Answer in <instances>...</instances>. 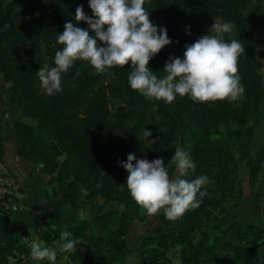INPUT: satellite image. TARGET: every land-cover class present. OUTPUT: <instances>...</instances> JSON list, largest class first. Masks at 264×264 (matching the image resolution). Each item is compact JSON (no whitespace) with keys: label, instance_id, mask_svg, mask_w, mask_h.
I'll list each match as a JSON object with an SVG mask.
<instances>
[{"label":"trees","instance_id":"trees-1","mask_svg":"<svg viewBox=\"0 0 264 264\" xmlns=\"http://www.w3.org/2000/svg\"><path fill=\"white\" fill-rule=\"evenodd\" d=\"M78 4L92 15L87 0H0V73L9 83L6 105L36 121V125L13 123L15 153L43 164L50 176L48 183L56 187L53 196L62 204L74 207L101 196L105 201L125 205L136 215L139 204L126 186L119 185L125 182L127 171L118 164V158L126 160L127 154L134 152L149 160L163 157L168 164L184 129H190V152L196 167L189 179L207 174L210 182L202 186L207 194L198 207L189 208L176 219L161 214L153 233L141 239L137 256L138 264H171L167 252L179 248L181 264H199L206 229L219 214L227 213L225 202L234 190L233 175L238 169L234 143L250 136L252 129L245 126L247 118L264 103V81L256 57L261 42L257 23L264 16V0H145L150 19L166 25L171 37V42L149 61L158 76L164 75L162 69L171 51L182 56L185 44L206 33L214 17L234 23L225 39L236 38L245 49L237 60L244 87V100L237 105L228 98L196 101L188 95H177L170 103L146 98L128 84L130 62L96 72L81 59L62 74L61 91L45 94L37 76L41 61L26 59L42 47L52 65L56 49L62 47L56 40L57 32L63 31L65 21L71 19L80 27H88L85 21L74 19ZM186 25L191 26L190 34L185 31ZM109 106L114 113H110ZM83 110L79 117L77 111ZM145 127L151 130L149 138ZM3 157L0 135L1 162ZM83 188L88 189L86 195H82ZM128 217L123 213L117 218L116 231L93 234L86 221L63 220L61 210L52 207L41 214L40 227L36 224L34 228L43 242L50 243L58 241L62 225L67 222L66 230L81 239L68 253L66 264H118L129 252ZM240 233L242 240L264 239V230L253 224L243 225ZM4 241L0 243V264L13 249L29 254L18 239L9 237ZM233 254L243 264H251L255 257L248 246L234 247Z\"/></svg>","mask_w":264,"mask_h":264},{"label":"clouds","instance_id":"clouds-1","mask_svg":"<svg viewBox=\"0 0 264 264\" xmlns=\"http://www.w3.org/2000/svg\"><path fill=\"white\" fill-rule=\"evenodd\" d=\"M92 15L78 4L74 19L85 21L88 27H80L73 20H66L56 40L57 48L52 65L37 69L40 87L47 95L62 90V74L77 59L86 60L96 72H104L112 66L129 64L128 84L146 98L172 102L177 95H188L196 101L228 98L235 100L243 93L237 60L244 45L236 38L225 39L235 27L230 20L214 17L209 30L191 43H186L182 56L170 54L163 66L164 75L158 76L149 61L171 42L166 25L150 19L145 0H87ZM190 25L185 31L190 34ZM102 42V43H98ZM149 138L151 130L144 129ZM151 141V140H150ZM152 142V141H151ZM172 165L165 164L163 157L149 160L137 157L134 152L118 164L127 171L125 182L131 197L148 213L163 212L166 218L176 219L189 208H196L207 194L202 187L210 182L207 174L196 175L195 161L190 149L178 146L171 157ZM170 167L171 177H170ZM88 189L81 190L86 195ZM70 230L59 233L60 250L72 251L80 243ZM30 255L36 260L56 264L57 248L38 239L30 242Z\"/></svg>","mask_w":264,"mask_h":264},{"label":"rangeland","instance_id":"rangeland-1","mask_svg":"<svg viewBox=\"0 0 264 264\" xmlns=\"http://www.w3.org/2000/svg\"><path fill=\"white\" fill-rule=\"evenodd\" d=\"M257 31L261 42L259 43L256 57L260 63V74L264 81V16L259 18ZM171 52L172 55L179 56L178 51L172 50ZM32 59H39L42 66L50 65L46 51L42 47L36 54L26 60ZM77 83H80V81H77ZM8 87L9 83L3 80L0 73V135L5 143L6 150V162L3 157L2 163L13 176V179L21 186L26 197L24 207L16 214L25 213L27 216L20 223L12 219V216L2 218L6 224H1L3 221H0V243L6 237V239L9 237L12 240L18 239L20 245L29 249V254L25 255L20 250L13 249L5 257V263H2L53 264L47 259L36 260L32 258L30 255V242L33 239L42 241L39 238L38 229L34 228V225L40 223L41 214L47 209L58 207L62 212L63 220L86 221L93 234H107L116 231L117 218L123 213H128L126 242L129 252L118 264H138L140 261L137 256L139 243L143 237L153 233L158 224L159 216L163 212L148 213L139 205L138 213L135 215L125 205L116 201H105L101 196H97L88 202L77 203L74 207L62 204L59 198L53 196V192L56 189L55 184L50 185L48 183L50 176L44 172L41 162L27 161L18 157L16 153L17 158H13L11 155L14 146L16 147L13 123L15 121H23L36 125V121L21 116L20 112L14 107L6 105ZM242 100H244L243 93L235 100H231V102L237 105ZM78 109L81 110V108ZM84 111H77L79 113L78 116H83ZM109 111L112 114L115 110L109 106ZM245 126L251 127L252 130L248 138L244 137L241 141H235L234 143L233 155L238 169L236 174L233 175L235 177L233 193L225 202L227 213L219 214L217 221L206 229L205 249L199 264H243L244 261L237 259L233 254V248L236 246L252 248L255 252V257L251 264H261L264 259V239L253 241L251 237H246V240H242L244 237L240 233L241 227L245 224H253L264 230V103L258 111H253L249 114ZM191 144V130L186 128L177 147L181 146L190 149ZM172 163L170 160L169 165H172ZM171 170L172 168L170 167V177L172 175ZM66 226L67 222L62 225V230H66ZM11 233L13 234L10 235ZM43 243L57 248L56 264H66L68 253L71 251L60 250L58 241ZM167 256L171 260V264H181L179 248L168 250ZM1 259L2 256L0 257ZM73 264L80 263L75 262Z\"/></svg>","mask_w":264,"mask_h":264},{"label":"built area","instance_id":"built-area-1","mask_svg":"<svg viewBox=\"0 0 264 264\" xmlns=\"http://www.w3.org/2000/svg\"><path fill=\"white\" fill-rule=\"evenodd\" d=\"M25 200L21 186L0 162V218L18 213L24 207Z\"/></svg>","mask_w":264,"mask_h":264},{"label":"crops","instance_id":"crops-1","mask_svg":"<svg viewBox=\"0 0 264 264\" xmlns=\"http://www.w3.org/2000/svg\"><path fill=\"white\" fill-rule=\"evenodd\" d=\"M5 140V139H4ZM3 150H4V160H5V162H6V157H5V154H6V150H5V143H4V141H3ZM13 153L11 154L12 155V157L14 158V157H16L17 158V156L15 155V146H14V148H13ZM14 160V159H13ZM7 167V166H6ZM10 167H12V166H10ZM25 216H27V214H25V213H19L18 215L16 214V215H14V216H12V219H14V220H16V222H18V223H20L22 220H23V218L25 217ZM11 219V220H12ZM8 223V222H7ZM1 224H6V223H1ZM20 225V224H19ZM14 233V232H13ZM13 233H11L10 235H12ZM9 237V236H8ZM7 238V237H6ZM5 238V239H6ZM5 239H3V241L5 240Z\"/></svg>","mask_w":264,"mask_h":264}]
</instances>
